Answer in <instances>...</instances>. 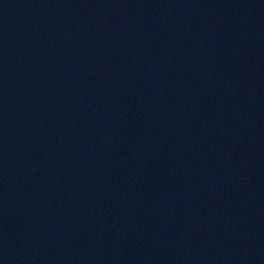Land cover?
Instances as JSON below:
<instances>
[{"label":"water","instance_id":"95a60500","mask_svg":"<svg viewBox=\"0 0 264 264\" xmlns=\"http://www.w3.org/2000/svg\"><path fill=\"white\" fill-rule=\"evenodd\" d=\"M0 264H264V0H0Z\"/></svg>","mask_w":264,"mask_h":264}]
</instances>
